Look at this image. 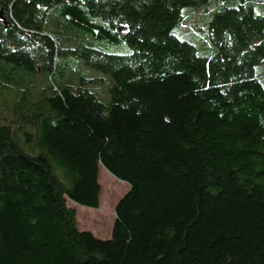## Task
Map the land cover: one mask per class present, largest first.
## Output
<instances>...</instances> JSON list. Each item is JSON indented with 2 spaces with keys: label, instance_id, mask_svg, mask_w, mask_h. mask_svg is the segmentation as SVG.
Segmentation results:
<instances>
[{
  "label": "trees",
  "instance_id": "1",
  "mask_svg": "<svg viewBox=\"0 0 264 264\" xmlns=\"http://www.w3.org/2000/svg\"><path fill=\"white\" fill-rule=\"evenodd\" d=\"M209 2L0 0V89L45 106L0 124V264H264V18L221 2L202 58L173 31ZM75 29L131 53L63 50ZM67 54L110 76L107 104ZM99 166L129 186L106 241L67 206L99 208Z\"/></svg>",
  "mask_w": 264,
  "mask_h": 264
},
{
  "label": "rangeland",
  "instance_id": "2",
  "mask_svg": "<svg viewBox=\"0 0 264 264\" xmlns=\"http://www.w3.org/2000/svg\"><path fill=\"white\" fill-rule=\"evenodd\" d=\"M224 2L226 8H236L240 4L252 8L254 15L258 18H264V0H210V2L200 9H187L182 24L173 31V36L182 42H186L193 46L202 58H211L216 53V49L210 47L207 43V25L211 18L212 12L219 4ZM205 11L208 13L204 15L200 24L194 20H188L187 14L198 11ZM53 12L57 14L55 9ZM88 16L89 21L97 26L101 23L96 18H91L86 11L81 14V17ZM50 15L47 19L46 27L50 32L56 33V26H49ZM97 29V27H95ZM71 36L73 41L71 43H63V50H72L78 46H87L95 48L106 54L127 55L131 53V49L124 43L118 45H110L105 42H99L92 39L89 35L84 34L82 31L75 29ZM85 36V37H84ZM78 37L80 39H78ZM83 37V38H82ZM61 66L67 71L70 76H81L84 78L95 79L97 82L92 83L90 89L97 92L101 101L107 104L109 101L108 89L112 85L110 76L101 73L89 66L84 60L80 58H71L68 54L60 57ZM256 75L259 81L264 86V63L256 67ZM37 83L43 84L42 79H38ZM37 99V95L32 93L30 100ZM45 110L43 103L39 101L35 103H22L7 90L0 89V124H11L17 127L18 123L14 114L22 113L27 115H35L36 113ZM1 124V125H3ZM34 129L29 125L26 129L18 133V142L22 149L27 151L29 143L26 142L25 133ZM109 173L99 166L98 182L101 187L100 203L98 209L83 207L69 201L67 199L68 208L76 213V221L78 229L81 232H89L98 240L106 241L110 239L112 226L115 222V206L119 200L129 191V186L126 183L116 180L114 177L108 176Z\"/></svg>",
  "mask_w": 264,
  "mask_h": 264
},
{
  "label": "water",
  "instance_id": "3",
  "mask_svg": "<svg viewBox=\"0 0 264 264\" xmlns=\"http://www.w3.org/2000/svg\"><path fill=\"white\" fill-rule=\"evenodd\" d=\"M118 204V203H117ZM117 204H116V206H117ZM116 206H115V209H116Z\"/></svg>",
  "mask_w": 264,
  "mask_h": 264
}]
</instances>
